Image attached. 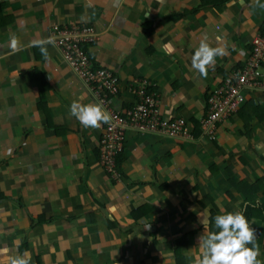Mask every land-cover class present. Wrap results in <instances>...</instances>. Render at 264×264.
<instances>
[{
  "label": "crops",
  "instance_id": "obj_1",
  "mask_svg": "<svg viewBox=\"0 0 264 264\" xmlns=\"http://www.w3.org/2000/svg\"><path fill=\"white\" fill-rule=\"evenodd\" d=\"M0 3V264L25 254L29 264H196L204 218L213 232L217 215L244 213L248 203L264 212L263 93L246 92L213 138L199 124L205 96L243 65L262 31L264 0H225L219 9L213 0ZM77 25L96 31L90 58L119 79L114 109L133 106L129 86L147 80L160 113L183 119L191 138L128 130L118 175L106 174L101 127L70 114L73 101L98 100L55 44L44 45L47 58L33 45ZM201 41L226 51L206 77L191 65ZM254 217L264 264V221ZM38 218L43 224L32 225Z\"/></svg>",
  "mask_w": 264,
  "mask_h": 264
},
{
  "label": "built area",
  "instance_id": "obj_2",
  "mask_svg": "<svg viewBox=\"0 0 264 264\" xmlns=\"http://www.w3.org/2000/svg\"><path fill=\"white\" fill-rule=\"evenodd\" d=\"M252 43L243 65L229 73L208 94L200 128L210 138L214 137L217 124L238 113L243 106L246 92H262L264 95V26ZM54 44L68 66L86 84L91 94L111 113V121L101 126L98 143L99 161L106 174L118 175L116 158L124 147L125 133L133 130L139 134L190 139L191 134L183 119L166 118L158 109L156 93L147 80L137 78L129 86L135 104L122 112L114 109L111 98L119 92L118 77L107 68H94L87 47L98 40V34L90 26L77 25L72 28L55 27Z\"/></svg>",
  "mask_w": 264,
  "mask_h": 264
},
{
  "label": "clouds",
  "instance_id": "obj_3",
  "mask_svg": "<svg viewBox=\"0 0 264 264\" xmlns=\"http://www.w3.org/2000/svg\"><path fill=\"white\" fill-rule=\"evenodd\" d=\"M48 43L54 44V37L33 41V45L40 47L45 58L48 52L44 45ZM9 47L12 52L19 50L20 44L17 37H11ZM225 54L223 47H212L209 43L201 41L192 56V68L206 77L208 68L214 65L215 58ZM70 114L76 117L85 128H99L102 123H109L112 119L111 113L102 103L82 104L73 101ZM214 222L215 228L219 231L209 232L207 219L204 218L202 221L205 228L200 238L202 254L196 260V264H261L258 259L259 245L255 243V229L242 211L217 215ZM9 264H29V259L27 254L14 256L10 258Z\"/></svg>",
  "mask_w": 264,
  "mask_h": 264
},
{
  "label": "trees",
  "instance_id": "obj_4",
  "mask_svg": "<svg viewBox=\"0 0 264 264\" xmlns=\"http://www.w3.org/2000/svg\"><path fill=\"white\" fill-rule=\"evenodd\" d=\"M214 2V5L216 6L217 9H219L220 5H222L225 0H213ZM3 4L0 3V21L2 20V9H3ZM88 56L90 57L89 53H88ZM93 67L95 68H98L99 66L96 64V62L93 60ZM150 90H152L154 93H155V90L151 87ZM208 98V95L205 96V102ZM241 109V108H240ZM254 115L259 119V118H263L262 117V114L257 110V109H254ZM186 123V122H185ZM187 126V124H186ZM190 132V131H189ZM124 148V147H123ZM123 151V149H122ZM120 155V156H119ZM116 158V164H117V170L118 168L120 167V163L122 162V159H121V156H122V152L119 154ZM119 171V170H118ZM238 185H243V186H246V187H243V190L245 188L248 189V191H251L250 188L254 189L253 187H250L251 185L250 184H246V182H243V181H237V182H234ZM249 202V201H248ZM253 203H248V205L246 206V209L244 211V214L245 216L248 218L249 222H251L252 218H255L254 216L257 215L258 218H261L263 221H264V212H263V208L262 207H258V208H254ZM43 219L42 218H38L36 221H32V225H36V224H43Z\"/></svg>",
  "mask_w": 264,
  "mask_h": 264
},
{
  "label": "rangeland",
  "instance_id": "obj_5",
  "mask_svg": "<svg viewBox=\"0 0 264 264\" xmlns=\"http://www.w3.org/2000/svg\"><path fill=\"white\" fill-rule=\"evenodd\" d=\"M99 68H103V66H99ZM104 68H107V67H104ZM107 69H109V68H107ZM110 70V69H109Z\"/></svg>",
  "mask_w": 264,
  "mask_h": 264
},
{
  "label": "flooded vegetation",
  "instance_id": "obj_6",
  "mask_svg": "<svg viewBox=\"0 0 264 264\" xmlns=\"http://www.w3.org/2000/svg\"><path fill=\"white\" fill-rule=\"evenodd\" d=\"M93 29V28H92ZM95 31V30H94ZM96 32V31H95ZM97 41H95V42H93V43H96ZM93 43H91V44H93Z\"/></svg>",
  "mask_w": 264,
  "mask_h": 264
}]
</instances>
